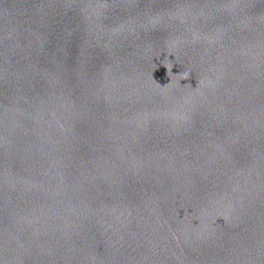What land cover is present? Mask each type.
I'll return each instance as SVG.
<instances>
[{
	"label": "water",
	"instance_id": "water-1",
	"mask_svg": "<svg viewBox=\"0 0 264 264\" xmlns=\"http://www.w3.org/2000/svg\"><path fill=\"white\" fill-rule=\"evenodd\" d=\"M0 264H264V0H0Z\"/></svg>",
	"mask_w": 264,
	"mask_h": 264
}]
</instances>
